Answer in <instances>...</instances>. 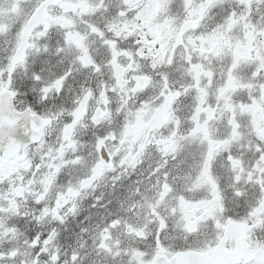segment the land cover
<instances>
[{
  "label": "snow or ice",
  "instance_id": "6c2138e0",
  "mask_svg": "<svg viewBox=\"0 0 264 264\" xmlns=\"http://www.w3.org/2000/svg\"><path fill=\"white\" fill-rule=\"evenodd\" d=\"M0 264H264V0H0Z\"/></svg>",
  "mask_w": 264,
  "mask_h": 264
}]
</instances>
